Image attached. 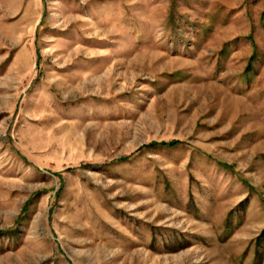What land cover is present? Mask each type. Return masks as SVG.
Wrapping results in <instances>:
<instances>
[{
  "label": "rangeland",
  "instance_id": "rangeland-1",
  "mask_svg": "<svg viewBox=\"0 0 264 264\" xmlns=\"http://www.w3.org/2000/svg\"><path fill=\"white\" fill-rule=\"evenodd\" d=\"M0 264H264V0H0Z\"/></svg>",
  "mask_w": 264,
  "mask_h": 264
}]
</instances>
